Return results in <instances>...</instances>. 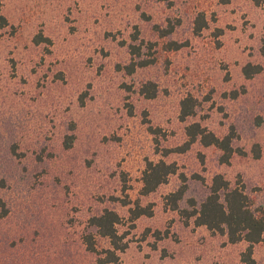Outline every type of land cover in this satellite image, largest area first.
<instances>
[{
  "label": "rangeland",
  "instance_id": "374dc122",
  "mask_svg": "<svg viewBox=\"0 0 264 264\" xmlns=\"http://www.w3.org/2000/svg\"><path fill=\"white\" fill-rule=\"evenodd\" d=\"M0 9L9 23L0 29V264H99L104 254L84 238L93 234L99 253L111 248L90 225L106 209L121 217L122 264H244L246 243L183 211L217 174L264 206V0H0ZM201 15L208 26L196 33ZM157 26L174 30L160 38ZM170 41L183 47L168 52ZM141 59L154 62L130 74ZM247 64L263 70L247 78ZM148 83L155 98L142 92ZM188 95L197 112L182 121ZM195 122L220 138L234 130L229 164L200 142L173 152ZM160 161L177 173L141 194L147 164ZM184 186L175 210L170 195ZM137 204L152 215L131 221ZM253 257L264 264V236Z\"/></svg>",
  "mask_w": 264,
  "mask_h": 264
},
{
  "label": "trees",
  "instance_id": "16d2710c",
  "mask_svg": "<svg viewBox=\"0 0 264 264\" xmlns=\"http://www.w3.org/2000/svg\"><path fill=\"white\" fill-rule=\"evenodd\" d=\"M228 3L229 0H224ZM1 10V9H0ZM9 26L7 18L0 14V29ZM208 26V21L204 16H199L195 21V32L200 33ZM160 38L169 37L174 28L156 27ZM135 39H138L135 37ZM43 42H51L48 38L38 36L35 43L41 44ZM183 47L182 43L177 41H170L167 43V51H177ZM131 54L140 56L141 48L136 45H131ZM264 55V46L262 47ZM154 61L141 59L139 61H132L127 67L131 74L135 72L136 68L146 67ZM261 66L247 64L243 68V73L247 78L253 77L255 74L262 72ZM143 94L149 98L157 96V88L153 83H148L142 89ZM198 101L193 96L188 95L181 102L180 119L185 121L188 117L194 116L197 112ZM261 124V121L259 122ZM187 141L186 143L176 149L178 153L188 151L193 144L200 142L204 147H215L219 150L221 155V163L229 164L234 153L233 141L235 139V132H231L223 138L216 136L213 132L203 127L200 123H192L186 128ZM71 142H67V147L71 146ZM167 152H172L167 151ZM178 167L176 163L168 164L165 161L158 163L149 162L143 175L142 189L143 195H148L155 192L161 185L168 182L171 175L176 174ZM183 180H186L185 175H181ZM187 187H182L177 192L170 195L173 208L179 210V202L183 200ZM191 211H183L187 218L195 217L196 226H205L212 233L226 236L228 243L239 244L246 243L247 248L241 254V261L244 264H256L253 257L254 246L262 242L264 236V206H256L255 201L247 195L245 187H233L231 183L222 175L214 176L209 193L205 195L200 202L192 199L190 200ZM129 204V202H126ZM131 221H135L140 216L149 215L147 209L136 205L135 209H131ZM121 223L120 215L113 211L106 209L102 214L94 216L90 219V225L97 230V234L109 240L111 248L99 253L97 250V243L93 234H88L84 238L87 249L92 253H97L99 256L104 254L105 257H99V264H122L120 253H123L128 248V243L124 242L125 237L119 235L117 226Z\"/></svg>",
  "mask_w": 264,
  "mask_h": 264
}]
</instances>
